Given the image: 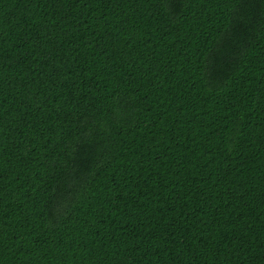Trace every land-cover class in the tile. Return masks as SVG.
Wrapping results in <instances>:
<instances>
[{"label": "trees", "instance_id": "trees-1", "mask_svg": "<svg viewBox=\"0 0 264 264\" xmlns=\"http://www.w3.org/2000/svg\"><path fill=\"white\" fill-rule=\"evenodd\" d=\"M0 264H264V0H0Z\"/></svg>", "mask_w": 264, "mask_h": 264}]
</instances>
